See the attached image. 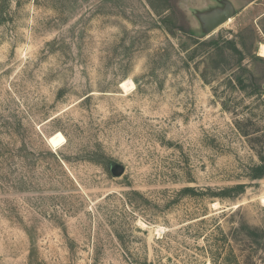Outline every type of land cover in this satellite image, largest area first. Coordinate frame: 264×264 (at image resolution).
Listing matches in <instances>:
<instances>
[{"label":"rangeland","instance_id":"1","mask_svg":"<svg viewBox=\"0 0 264 264\" xmlns=\"http://www.w3.org/2000/svg\"><path fill=\"white\" fill-rule=\"evenodd\" d=\"M261 44L264 0H0V264H264Z\"/></svg>","mask_w":264,"mask_h":264},{"label":"water","instance_id":"2","mask_svg":"<svg viewBox=\"0 0 264 264\" xmlns=\"http://www.w3.org/2000/svg\"><path fill=\"white\" fill-rule=\"evenodd\" d=\"M235 14L236 10L233 5L229 2H225V7L223 9L203 13L199 16V19L203 25L205 34H210L233 18ZM121 172L120 170L118 174H121Z\"/></svg>","mask_w":264,"mask_h":264},{"label":"bare ground","instance_id":"3","mask_svg":"<svg viewBox=\"0 0 264 264\" xmlns=\"http://www.w3.org/2000/svg\"><path fill=\"white\" fill-rule=\"evenodd\" d=\"M232 19H230L228 22H230ZM261 56L264 57V44H261ZM48 142V139H47ZM262 203L264 204V197L262 198ZM217 206V205H216Z\"/></svg>","mask_w":264,"mask_h":264}]
</instances>
